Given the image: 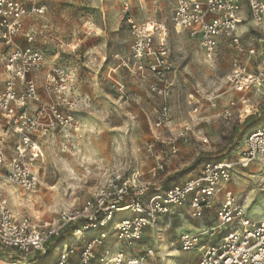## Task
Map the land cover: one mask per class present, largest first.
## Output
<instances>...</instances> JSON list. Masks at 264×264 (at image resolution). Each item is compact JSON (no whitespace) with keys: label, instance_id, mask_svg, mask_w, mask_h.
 <instances>
[{"label":"rangeland","instance_id":"obj_1","mask_svg":"<svg viewBox=\"0 0 264 264\" xmlns=\"http://www.w3.org/2000/svg\"><path fill=\"white\" fill-rule=\"evenodd\" d=\"M32 2L47 8L43 18L25 20L34 41L17 38L10 45L0 43L7 54L26 48L44 54L45 69L30 76L39 85L38 91H44L47 100L42 99L39 91L43 101L54 100L45 91L47 71L51 68L67 71L73 85L71 98L77 102L72 111L77 125L38 135L43 157L36 166L40 178L36 192H24L12 184L0 183L18 218L39 220L54 228L64 226L47 243L45 252L26 256L0 246V264H53L65 250L71 252V264H77L87 238L78 240L73 233L85 225V219L68 224L65 219L95 203L96 192L106 187L110 178L120 174L126 180L138 174V185L148 188L150 194L200 176L207 161L238 160L245 149L246 134L264 125V95L238 93L230 87L227 76L237 55L235 47L223 40L217 59L207 61L198 42L170 22L172 0ZM125 6H128L126 14ZM129 20L150 27L154 22L166 23L172 70L165 78L151 74L141 77L133 69L122 66L118 69L120 60L130 57L134 41ZM241 31L245 34L244 47L252 44L264 50V31L252 23L250 16ZM159 32L156 31V36ZM112 70L116 72L109 78ZM155 85L169 87V97L153 92L151 88ZM231 102L236 103L233 116L226 119L223 112ZM165 104L169 107L171 123L158 133L161 140L176 138L179 153L168 159L164 171L152 176L156 159L166 146L154 137V125ZM183 134L188 135L187 142H182ZM151 143L155 144L153 155L147 152ZM223 186L226 195L221 196L219 190ZM219 190L215 209L232 196L246 206L249 219L262 222L264 155L247 169L237 168L232 181L221 184ZM129 201L127 197L115 200L121 202L120 206ZM215 209L202 219H193L188 206L176 208L174 215L163 219L153 230H146L143 240L133 249L111 235L90 264H110L118 253L136 255L149 250L155 251L151 264H165V260L198 264L200 252H183L180 236L202 233L205 237L200 239L201 244L213 242L206 236L216 224ZM70 230L72 233L68 235Z\"/></svg>","mask_w":264,"mask_h":264},{"label":"built area","instance_id":"obj_2","mask_svg":"<svg viewBox=\"0 0 264 264\" xmlns=\"http://www.w3.org/2000/svg\"><path fill=\"white\" fill-rule=\"evenodd\" d=\"M172 2L170 22L177 30L187 32L198 42L207 61L217 59L218 47L223 40L235 47L237 55L232 59L227 76L230 87L238 93L264 95V50L252 44L244 47L245 34L241 31L248 16L256 27L264 31V0ZM125 7L126 14L128 6ZM46 13V6L32 0H0V42L10 45L17 38L34 41L25 20L43 18ZM129 23L134 41L130 57L121 66L133 69L141 77L151 74L165 78L172 70L166 23L158 25L154 22L151 27L150 24L138 25L132 20ZM156 31H160L158 36ZM45 66L44 54L33 48L13 50L4 59L8 79L5 89L0 92V182L17 186L24 192H36L40 187L36 166L43 157V151L37 140L38 135L77 125L72 113L77 102L71 98L72 79L66 70L51 68L47 71L45 91L54 100L43 101L40 98L37 82L30 76L45 69ZM114 72L111 71L108 77L111 78ZM151 90L163 98L170 95L169 87L155 85ZM32 104H36L33 112L30 111ZM235 105L231 102L224 110V118L233 116ZM170 123L169 107L165 104L155 122L154 137L166 146L156 159L152 176L164 171L168 159L179 153L176 138L161 140L158 133L167 129ZM188 139V135L181 136L182 142ZM202 141L208 143L206 139ZM244 143L245 149L238 160L207 161L200 176L175 184L166 191L156 190L148 194V188L138 185V174L126 180L120 174L110 178L107 186L96 192L95 203L73 218L65 219L66 224L85 219V225L73 233L78 240L87 238L77 264H90L97 250L111 235L133 249L143 240L146 230H153L163 219L174 215L176 208L188 206L193 219H202L208 211L215 209L219 186L231 182L237 168L247 169L264 155V125L248 132ZM154 151L155 144L151 143L147 152L153 155ZM125 197L130 200L128 204L120 206L121 202H115ZM215 210L216 224L206 236L213 242L201 244L200 239L205 237L202 233H183L180 236L181 250H198V264H264V221L249 219L244 205L232 196L221 201ZM119 214L123 215L120 219ZM63 227L54 228L39 220L18 218L0 188V246L26 256L45 252L47 243L58 236ZM153 242L155 246L158 245L156 238ZM154 256L153 250L136 255L121 252L109 263L151 264ZM70 258L71 252L65 250L53 264H71Z\"/></svg>","mask_w":264,"mask_h":264},{"label":"crops","instance_id":"obj_3","mask_svg":"<svg viewBox=\"0 0 264 264\" xmlns=\"http://www.w3.org/2000/svg\"><path fill=\"white\" fill-rule=\"evenodd\" d=\"M2 46L3 45L0 43V92H2L5 89L6 81L8 79V74H7V72L5 71V68H4V59H5L6 55H7V53H6L7 51H6L5 48H2ZM124 60H126V59H121L120 60V63L118 65V69H119V67H121L122 62ZM112 71H115V70H112ZM38 87H39V85H38ZM39 89H40V87H39ZM40 94H41V97H42L43 100H44V98L46 99V95L44 94L43 90L40 91ZM35 109H36V104H32L31 108H30V111L33 112ZM225 186H224V188H225ZM223 194H225V191L223 192Z\"/></svg>","mask_w":264,"mask_h":264},{"label":"bare ground","instance_id":"obj_4","mask_svg":"<svg viewBox=\"0 0 264 264\" xmlns=\"http://www.w3.org/2000/svg\"><path fill=\"white\" fill-rule=\"evenodd\" d=\"M260 157H262V156H260ZM260 157H258V158H260ZM257 158V159H258ZM242 178V177H241ZM243 179V178H242ZM1 183V182H0ZM223 192H224V186H223V188H221L220 190H219V194L222 196H224V195H226V194H223ZM245 208H246V206H245ZM246 210V209H245ZM246 212V211H245ZM264 221V220H263ZM166 262H165V264H174V261H171V260H165Z\"/></svg>","mask_w":264,"mask_h":264},{"label":"trees","instance_id":"obj_5","mask_svg":"<svg viewBox=\"0 0 264 264\" xmlns=\"http://www.w3.org/2000/svg\"><path fill=\"white\" fill-rule=\"evenodd\" d=\"M71 233H72V230L69 231V234L68 235H70Z\"/></svg>","mask_w":264,"mask_h":264}]
</instances>
